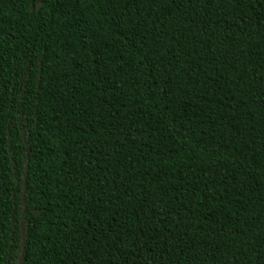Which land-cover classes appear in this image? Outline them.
Masks as SVG:
<instances>
[{"label":"trees","instance_id":"trees-1","mask_svg":"<svg viewBox=\"0 0 264 264\" xmlns=\"http://www.w3.org/2000/svg\"><path fill=\"white\" fill-rule=\"evenodd\" d=\"M0 264H264V0H0Z\"/></svg>","mask_w":264,"mask_h":264},{"label":"water","instance_id":"water-1","mask_svg":"<svg viewBox=\"0 0 264 264\" xmlns=\"http://www.w3.org/2000/svg\"><path fill=\"white\" fill-rule=\"evenodd\" d=\"M39 6H40V4L38 3V4H37V8H38Z\"/></svg>","mask_w":264,"mask_h":264}]
</instances>
